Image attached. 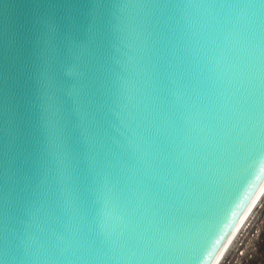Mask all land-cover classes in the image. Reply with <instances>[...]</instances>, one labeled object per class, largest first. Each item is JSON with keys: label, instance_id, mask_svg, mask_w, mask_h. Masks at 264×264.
Here are the masks:
<instances>
[{"label": "water", "instance_id": "1", "mask_svg": "<svg viewBox=\"0 0 264 264\" xmlns=\"http://www.w3.org/2000/svg\"><path fill=\"white\" fill-rule=\"evenodd\" d=\"M264 186V0H0V264H210Z\"/></svg>", "mask_w": 264, "mask_h": 264}, {"label": "rangeland", "instance_id": "2", "mask_svg": "<svg viewBox=\"0 0 264 264\" xmlns=\"http://www.w3.org/2000/svg\"><path fill=\"white\" fill-rule=\"evenodd\" d=\"M243 251V256L240 255ZM221 264H264V196Z\"/></svg>", "mask_w": 264, "mask_h": 264}, {"label": "clouds", "instance_id": "3", "mask_svg": "<svg viewBox=\"0 0 264 264\" xmlns=\"http://www.w3.org/2000/svg\"><path fill=\"white\" fill-rule=\"evenodd\" d=\"M261 194H264V186L261 187L260 190H258L257 194L252 198V200L248 203V205L244 208L239 222L237 224V227L233 230L232 234L229 236L227 242H225L221 247L220 251L218 252L217 256L222 257L223 253L228 249L230 245L233 244V241H236V237L240 232L241 227L244 225V221L247 218V215L250 213L251 208L255 205V203L258 201ZM244 252L240 251V255L243 256ZM210 264H218L217 257H212L210 260Z\"/></svg>", "mask_w": 264, "mask_h": 264}, {"label": "bare ground", "instance_id": "4", "mask_svg": "<svg viewBox=\"0 0 264 264\" xmlns=\"http://www.w3.org/2000/svg\"><path fill=\"white\" fill-rule=\"evenodd\" d=\"M264 194H261L258 201L255 203V205L251 208L250 213L247 215V218L244 221V225L246 224V222L248 221L249 217L251 216V214L253 213L254 209L258 206V204L260 203L261 199L263 198ZM243 225V226H244ZM243 227H241L240 231L242 230ZM240 233V232H239ZM238 236V235H237ZM237 238V237H236ZM234 242V241H233ZM231 245L228 247V249L223 253V256L219 258L218 260V264H221V262L223 261L225 255L227 254V252L229 251Z\"/></svg>", "mask_w": 264, "mask_h": 264}]
</instances>
